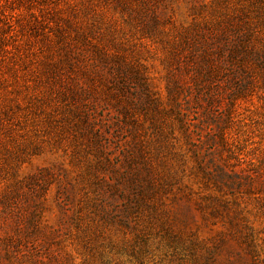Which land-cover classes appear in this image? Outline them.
I'll return each mask as SVG.
<instances>
[{"label": "rangeland", "instance_id": "374dc122", "mask_svg": "<svg viewBox=\"0 0 264 264\" xmlns=\"http://www.w3.org/2000/svg\"><path fill=\"white\" fill-rule=\"evenodd\" d=\"M117 1L155 13L153 35H142ZM230 22L244 26L264 53V0H0L2 264H245L254 255L264 260L257 198L221 191L187 146L174 151L181 156L186 150L183 161L168 151L146 156V168L125 159L121 97L108 66L95 61L106 50L139 66L165 104L172 53L186 56V37ZM254 66L247 71L252 84L235 100L224 140L213 150L229 171L247 173L264 161V82ZM67 88L78 109L90 110L102 127L109 162L87 159L63 128ZM134 119L140 125L144 116ZM203 152L209 161L211 148ZM35 175L46 185L32 194L25 184ZM20 187L23 198L34 197L32 204L6 211L1 201ZM98 203L106 207L104 220L91 214ZM10 239L23 251L42 247L52 255L16 259L7 248Z\"/></svg>", "mask_w": 264, "mask_h": 264}, {"label": "trees", "instance_id": "16d2710c", "mask_svg": "<svg viewBox=\"0 0 264 264\" xmlns=\"http://www.w3.org/2000/svg\"><path fill=\"white\" fill-rule=\"evenodd\" d=\"M126 5L117 6L127 15V19L133 20L142 35L152 36L157 22L155 13L151 15L147 8L146 11H135ZM244 28L241 24L230 22L220 25L216 31H196L186 37V47L183 49L186 56H182L183 51L178 53L180 50H176L170 57L167 70L168 99L165 104L153 92L139 66L106 50L98 51L95 61L108 66L111 82L113 81V86L121 97L123 124L127 126L123 129L127 143L124 156L128 162L138 160L143 168H146V156L152 154L161 157L164 151L183 161L182 156L186 155V150L181 156L174 152L183 144L188 147V152L197 162L199 169L210 181L218 185L221 191L230 196L240 194L257 198L264 215V161L247 173H241L229 171L219 165L213 154V150L217 151L224 140V128L235 100L245 97L252 84L250 78L253 76L247 72L252 68V64L255 65L254 68L261 69L260 76L264 82V53L256 50L248 38L250 32H245ZM74 59L76 60V57ZM184 73L188 76L186 81ZM183 92L185 96L181 98ZM65 102L68 111L63 114L61 122L63 128L71 132L76 146L81 147L87 159L91 158L99 165L105 161L109 162L111 153L108 152V138L103 135L102 127L93 118L90 110L85 107L79 110L77 101L68 88ZM137 115L144 116L140 125H137V120L134 119ZM130 117L133 120H127ZM206 147L211 148L209 161H206L203 152ZM25 185L32 189L34 194L44 189L46 183L43 182L42 176L35 175ZM22 190V187L15 189L11 198L1 201L6 211L19 204L22 207H30L34 197L23 198ZM66 193L70 199L73 197L69 190ZM102 193L103 191L99 192ZM91 210V214L99 220H104L107 216L106 207L99 203L91 206ZM260 234L264 239V228ZM250 237H255L253 231ZM234 238L236 236H231V239ZM17 240L20 242L21 239ZM18 244L10 239L7 245L16 259H23L32 253L39 257L44 252L52 255L42 247H35L33 252L31 249L23 251ZM247 259H244L245 264H264V260L259 261L255 255L251 263Z\"/></svg>", "mask_w": 264, "mask_h": 264}]
</instances>
